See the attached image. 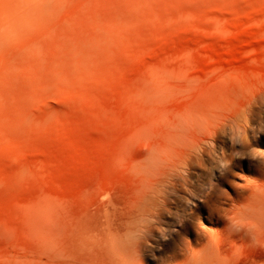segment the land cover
Instances as JSON below:
<instances>
[{
	"label": "rangeland",
	"instance_id": "374dc122",
	"mask_svg": "<svg viewBox=\"0 0 264 264\" xmlns=\"http://www.w3.org/2000/svg\"><path fill=\"white\" fill-rule=\"evenodd\" d=\"M0 2V264H264V0Z\"/></svg>",
	"mask_w": 264,
	"mask_h": 264
},
{
	"label": "bare ground",
	"instance_id": "6f19581e",
	"mask_svg": "<svg viewBox=\"0 0 264 264\" xmlns=\"http://www.w3.org/2000/svg\"><path fill=\"white\" fill-rule=\"evenodd\" d=\"M2 1V0H1ZM0 4H1V2H0ZM5 5H6V2H5ZM8 6V5H7ZM6 7V6H5ZM197 122V121H196ZM208 123V122H207ZM193 124V123H192ZM203 124V123H202ZM194 125H196V127L198 126V125H200V123H199V121L196 123V124H194ZM209 125V124H208ZM216 125V124H215ZM213 126V125H212ZM237 126V125H236ZM194 127V126H193ZM196 127H195V129H196ZM199 128H197L198 130L196 131V130H194V131H196V133H198V131H199V133L200 132H204V131H206L205 129H203L202 128V126H198ZM206 127V126H205ZM189 128V127H188ZM207 128H208V126H207ZM209 129V128H208ZM207 129V130H208ZM215 130V129H214ZM194 131H192V132H194ZM215 132V131H214ZM189 133H191V131L190 132H188V134ZM195 133V135H193V134H191V136L190 137H186L187 139H188V141H186V138H183L184 139V141H186V143L184 144V142H183V144H182V141H183V139H181L180 141H181V144H180V146H182L181 148V151H178L179 152V154H180V152H181V155H183L184 156V158L185 157H187V158H185V160H184V163H183V165L184 166H187L188 167V169H189V165L190 166H194V167H196L195 166V164L196 165H198V167L199 166H202L203 164H204V162L203 161H196L195 162V160H192L191 159V155H190V152H194V151H198V148H201V150H202V153H203V155H206L207 153H208V151H206V149L203 151V145L201 146V139L203 138V134L201 135V133L199 134L200 135V137L202 136V138H200L199 137V135H197ZM215 133H213V135H214ZM198 136L199 138H195L194 136ZM234 135V134H233ZM179 136V135H178ZM177 136V137H178ZM186 136H187V134H186ZM189 136V135H188ZM174 138V137H173ZM193 138H194V140H193ZM176 139V138H175ZM197 139V140H196ZM204 139V138H203ZM179 140V139H178ZM205 141V140H204ZM174 142V141H173ZM171 143V142H170ZM179 144V143H178ZM174 145V144H173ZM172 145V146H173ZM168 146H170V145H168ZM223 146V145H222ZM234 146V145H233ZM171 147V146H170ZM165 148V147H164ZM168 148V147H167ZM223 148V147H222ZM221 148V149H222ZM167 150V149H166ZM170 150V149H169ZM172 150V149H171ZM174 151V150H173ZM172 151V152H173ZM164 152V151H163ZM162 152V153H163ZM200 152V151H199ZM161 153V152H160ZM183 153V154H182ZM201 153V154H202ZM193 154V153H192ZM165 155H167V154H165ZM173 155H176V154H174V152H173ZM195 155V154H194ZM208 155V154H207ZM206 155V156H207ZM223 155V154H222ZM169 156V155H168ZM177 156V155H176ZM176 156H174L175 158H176ZM169 157H171V161H169L168 163H167V161H165L166 163H163L164 162V160L165 159H161V160H163V164L164 165H161V166H164V172H162L163 173V178H165V177H167V176H169L170 178H171V176L169 175L170 173H172V172H174L175 171V169L177 168V167H179V165H180V162H179V160H178V158H177V161L178 162H176V160H174V158L170 155ZM178 157H181L180 155L178 156ZM184 158H182V159H184ZM205 158V157H204ZM167 159H169V158H167ZM207 159V158H206ZM209 159V158H208ZM234 159V158H233ZM181 160V159H180ZM205 160V159H204ZM237 160V159H236ZM207 162H208V160H206ZM221 162V161H220ZM157 167V166H156ZM197 167V168H198ZM180 168V167H179ZM186 168V167H185ZM181 169V168H180ZM193 169V168H192ZM192 169H191V171H192ZM179 170V169H178ZM190 170V169H189ZM194 170V169H193ZM197 170V169H196ZM162 171H163V169H162ZM190 172V171H189ZM160 173V172H159ZM175 174V173H174ZM203 174V173H202ZM160 177V176H159ZM169 177H168V179H169ZM188 178H189V176H188ZM163 180V179H162ZM166 180V179H165ZM167 181L168 182H170L171 180H166V181H164V184H165V182H166V184H167ZM172 181H173V179H172ZM159 182V181H158ZM162 184H163V182H162ZM210 188V187H209ZM163 189H164V187H163ZM167 189V188H166ZM165 189V190H166ZM168 190V189H167ZM163 194V193H162Z\"/></svg>",
	"mask_w": 264,
	"mask_h": 264
}]
</instances>
